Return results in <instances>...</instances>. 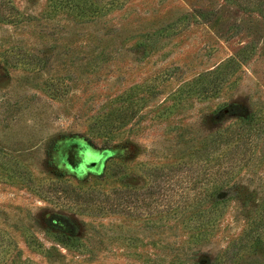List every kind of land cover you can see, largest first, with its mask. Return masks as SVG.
Here are the masks:
<instances>
[{"label":"rangeland","instance_id":"obj_1","mask_svg":"<svg viewBox=\"0 0 264 264\" xmlns=\"http://www.w3.org/2000/svg\"><path fill=\"white\" fill-rule=\"evenodd\" d=\"M240 1L0 0V264H264V0ZM160 168L154 215L107 212ZM197 193L204 231L171 208Z\"/></svg>","mask_w":264,"mask_h":264},{"label":"trees","instance_id":"obj_2","mask_svg":"<svg viewBox=\"0 0 264 264\" xmlns=\"http://www.w3.org/2000/svg\"><path fill=\"white\" fill-rule=\"evenodd\" d=\"M239 4H242V1L236 0ZM3 4L0 2V7H2ZM243 5V4H242ZM2 13H0V20L3 18ZM9 17L6 15L4 18ZM250 123L254 121V116L251 114L247 116ZM245 130L246 127L244 128ZM162 168L155 169L154 171H151L149 173L150 177V183L146 188L143 189H118L114 190L109 194H100L99 193V199H101L102 203L107 205L108 209L110 211L107 212H121L130 216H138L142 215L144 212H146L148 215H154L152 210L158 211L160 209V203L163 202L164 198L168 197L169 194V186L166 184V181L164 179H160L159 176H161ZM195 188L196 184H195ZM192 189V188H191ZM202 193H197L191 197H182L178 198L177 203L173 204L171 208H176L174 211L175 216L179 213H183V215L190 214L187 218L188 222H191V224L196 227V230L204 231L205 227L207 226V208L203 207L205 205L207 207V198L202 196ZM189 196V195H188ZM227 202V199H214L212 201V206L218 208V206H222ZM155 204V208L153 206ZM105 205H103L101 208H106ZM141 206L150 207V211H138ZM170 207H166V210L160 211L161 212V218L163 216L167 218L169 213ZM220 208V207H219ZM172 210V209H171ZM179 211V212H176ZM4 237L1 236V242H0V248L3 246ZM4 250V247L2 248ZM1 250V249H0Z\"/></svg>","mask_w":264,"mask_h":264}]
</instances>
